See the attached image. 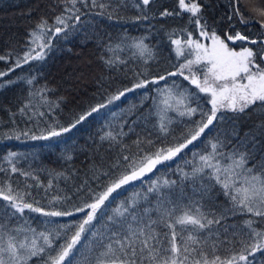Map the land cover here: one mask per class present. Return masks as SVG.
I'll return each instance as SVG.
<instances>
[{
	"label": "trees",
	"instance_id": "16d2710c",
	"mask_svg": "<svg viewBox=\"0 0 264 264\" xmlns=\"http://www.w3.org/2000/svg\"><path fill=\"white\" fill-rule=\"evenodd\" d=\"M98 2H103L108 7L93 8L90 0L86 8L81 4L77 5L84 13L81 15V22L75 25V30L69 28L67 39H63L64 34H61L52 40V49L44 61L23 64L9 75L0 78V83L5 84V87L0 88V168L6 170L0 171V184L11 182L14 188L18 186L21 189L25 188V183L31 185L27 190L32 196L28 199L34 197L45 208L49 207L48 200L52 196L59 195L70 199H65L58 206L74 211L76 206L90 200V189L99 191L107 182L108 177L99 175L98 169L108 171L122 155H131L137 151L133 141L138 138L141 141H154L153 146L141 143L140 146L145 151L154 150L155 146L161 144L164 137L159 131L157 89H163L166 84L173 87L172 82L175 81L180 88H187L196 93L193 107L199 106V109L203 110L211 107L208 94L199 93L190 81L179 75L169 76L167 81L149 84L145 89L126 93L120 100L109 104L100 113H94L71 132L47 140L31 139L32 135H46V130L51 127L59 130L60 125L69 126L81 114L100 103H107L110 96L131 87L138 79H151L176 71V66L185 63L189 56H177V46L172 41L179 39L184 42L191 37L200 36V27L189 22L190 14L176 15V12L182 11L178 8L177 0H154L148 6H144L142 0ZM199 2L204 17L201 24L207 21L209 32L215 30L222 39L240 32L248 36L249 41H258L253 45L249 41L225 39L229 47H252L254 50L261 47L259 42L264 40V28L261 27L260 18L251 10L264 6V0H240L236 5L244 14L247 23H242L239 16L233 14L234 0ZM68 6L70 5H66L62 0H0V55L9 57L0 61V71L14 67L15 60L23 56L27 50L29 33L41 19H46L50 26L54 25L56 16L62 13L67 15L65 8ZM164 10L173 12V15L161 16L160 13ZM100 12L105 14L99 15ZM108 13H111V19ZM140 39H144V43L154 54L146 63L135 54L136 49L133 47ZM109 44H120L122 50L109 52ZM108 58H113L116 63L108 66L105 63ZM256 62L264 67L259 57ZM193 70L202 78L203 66L193 67ZM136 73H140V76L137 77ZM185 74L187 75V72ZM32 77H35V80L29 85L27 81ZM8 81L14 82L8 84ZM44 86L51 90L46 93L48 99L59 102L58 108L49 109L38 96H30V92H37ZM29 101L32 107L25 109L26 114H21L19 110ZM253 108L243 114L230 111L218 113V116L223 115L225 119L214 121V125L205 131L200 140L189 145L173 161L158 165L157 169L142 181L133 182L119 190L114 194L115 199L110 207L114 209L121 201L130 199L134 193H146L150 183L157 179L177 182L172 189L173 199H179L182 194L199 199L200 184L194 186L191 180H183L181 170L190 172L193 164L199 162L198 155L194 159L193 153L206 154L211 150L210 143L216 142L217 138L224 144L221 149L223 153L246 152L249 158L248 167L256 166L258 169L259 165L264 164V130L259 127L264 125V110L254 111ZM199 109L191 118L181 117L176 112L168 113L171 118L168 143L178 141L192 121L199 120ZM40 112L44 115H39ZM109 130L113 133L122 131L127 135L119 137L122 143L102 141L100 137ZM24 132L28 135L21 134ZM17 134H20L19 139L15 138ZM123 145H128L131 151L123 148ZM9 153L17 154L13 163L18 169L32 175L25 177L20 172L11 173V165L5 159ZM221 163L225 164L227 161L221 159ZM94 176H99V179ZM33 177H38L40 184H37ZM49 180L52 181L51 188L47 187ZM204 186L207 187L208 196L213 203L223 206L229 204L221 185L215 180L205 178ZM149 196L154 204L155 195ZM6 203L0 200V222H4L13 211L4 210ZM107 211L105 209V212ZM82 216L83 213H76L72 217L48 218L26 210L24 217L18 218L19 214L12 217L9 226L23 227L27 219L28 225L37 231H44L79 221ZM245 218L241 215L232 216L228 218L227 223L239 225ZM46 220H51L52 223H43ZM255 226L261 227L260 224ZM257 257L259 258V254ZM30 264H40L39 258H33Z\"/></svg>",
	"mask_w": 264,
	"mask_h": 264
},
{
	"label": "snow or ice",
	"instance_id": "6c2138e0",
	"mask_svg": "<svg viewBox=\"0 0 264 264\" xmlns=\"http://www.w3.org/2000/svg\"><path fill=\"white\" fill-rule=\"evenodd\" d=\"M66 5L65 14L55 17L54 25H49L46 19L36 25L29 33L27 50L22 57L17 58L14 67L7 71H0V78L9 75L15 68L29 64L31 61H44L48 52L52 49V40L63 35L68 38L69 28L75 30V25L81 22V9L89 6V0H62ZM154 0H142L144 6L153 3ZM91 7L106 9L107 4L90 0ZM240 0H234L233 14L239 16L242 23H247L244 14L240 12L238 5ZM178 8L183 13L190 14L189 22L200 27V36L210 41V44L200 40L187 39L173 40L177 47V56H184L185 51L193 56L186 62L178 64L176 71L161 74L151 79H138L129 88L119 91L108 98L107 103L93 106L89 111L81 114L69 126L60 125L47 129V134L32 135L33 140H47L59 137L71 132L77 125L86 121L94 113L98 114L106 109L109 104L121 99L128 92L136 89H145L149 84H159L167 81L169 76H181L190 81L198 89L199 93L208 94L210 109L193 107L196 93L187 88H180L175 81L173 87L165 85L163 89H157L159 99L156 101L160 113L159 131L164 139L154 150L145 151L140 145L146 143L154 145V141L148 139L141 141L139 138L133 141L137 151L131 155H122L111 169L105 171L98 169L99 175L108 177L101 190L92 191L89 201L76 206L74 211L59 207L65 198L54 195L48 200V208L40 205V201L34 197L29 200L32 193L27 189L31 185L25 183V188L13 187L11 182L0 184V200L7 202L3 207L7 211L11 209L4 222H0V264H30L33 258H39L40 264H264V164L248 167V154L234 151L225 154L221 151L224 147L222 141L210 143V151L198 155L199 162L193 164L190 172H182L183 180H191L193 185L200 184V197H185L173 199L172 189L177 182L169 179L153 180L147 192L134 193L133 196L121 201L119 206L110 207L114 194L125 186L136 181H142L149 173H153L158 165L166 161H173L180 156L185 149L210 130L214 121L225 119L218 113L232 112L234 114L246 113L253 108L264 110V67L257 63L259 57L264 63V40L260 41L261 47L254 50L252 47H241L239 51L230 48L227 41H249V37L235 32L222 39L215 30L209 32L207 21L204 19L202 5L199 0H177ZM139 7V5H137ZM260 18L261 27L264 28V6L251 10ZM100 12L99 15H104ZM163 17L173 15V12L164 10L160 13ZM109 19L112 18L108 13ZM147 19V17H144ZM231 18V17H229ZM73 21V23H69ZM191 36V33H189ZM251 44L258 43L250 40ZM133 47L140 58L145 60L153 58V52L144 39L135 42ZM109 52L115 53L122 50L120 44L107 45ZM0 55V61L8 59ZM123 63L124 61H120ZM105 63L112 66L116 63L113 58H108ZM204 65L201 75L193 70L194 65ZM187 72V75L185 74ZM137 77L140 73H136ZM35 77L27 81L33 84ZM14 81H8V84ZM5 84L0 83V88ZM51 91L46 86L37 92H30L46 103L49 109L59 107V102L50 101L46 95ZM29 101L19 111L26 114L25 109L31 108ZM200 112L199 120L192 121L190 127L182 134L178 141L167 142L171 118L169 112H176L181 117H189ZM35 114V113H34ZM43 116L44 113L40 112ZM264 130V125L259 126ZM132 131V129H129ZM28 135L27 132L21 133ZM264 134V131H262ZM127 135L122 131L113 133L106 131L100 139L110 142L122 143L120 136ZM235 135V133H234ZM11 138V137H9ZM20 138V134L15 136ZM123 148L131 151L128 145ZM16 153H9L5 158L11 165L10 172H20L28 177L31 173L22 172L13 163ZM71 159V157H68ZM221 159L227 161L222 164ZM123 162V163H121ZM0 171H6L0 168ZM59 175V174H58ZM99 179V176H94ZM205 178L215 180L221 185L223 194L227 197V206L216 205L208 196V189L204 186ZM40 184L38 177H33ZM48 188L52 187L49 180ZM149 194L155 195V203L152 204ZM148 204L149 206H144ZM105 209L108 211L105 212ZM37 213L43 217H72L76 213H83L82 218L76 222L60 225L59 228H50L37 231L27 224L25 226L10 227L12 217H24L25 211ZM99 213V215H98ZM241 215L246 217L241 224H228L229 217ZM259 218V219H257ZM102 222V224H101ZM223 222V223H222ZM43 223L51 224V220ZM260 224L257 228L255 225ZM166 229V231H164ZM231 229V231H229ZM179 237V240H178ZM259 254V258L257 257Z\"/></svg>",
	"mask_w": 264,
	"mask_h": 264
},
{
	"label": "rangeland",
	"instance_id": "374dc122",
	"mask_svg": "<svg viewBox=\"0 0 264 264\" xmlns=\"http://www.w3.org/2000/svg\"><path fill=\"white\" fill-rule=\"evenodd\" d=\"M190 39L200 40V41L203 42V43L210 44V41L206 40V39H205L204 37H202V36H199V38H193V37H191ZM182 43H183V42H182ZM230 48H231V47H230ZM232 48H235L237 51L240 50V49H237L236 47H232ZM185 54H186L187 56H189V59L194 58L193 56L188 55V51H187V50L185 51ZM197 66H200V65H194L193 67H197ZM201 66L204 67L203 64H202Z\"/></svg>",
	"mask_w": 264,
	"mask_h": 264
}]
</instances>
